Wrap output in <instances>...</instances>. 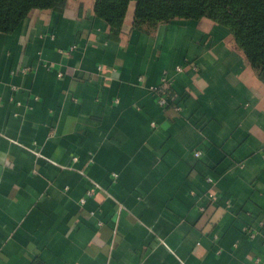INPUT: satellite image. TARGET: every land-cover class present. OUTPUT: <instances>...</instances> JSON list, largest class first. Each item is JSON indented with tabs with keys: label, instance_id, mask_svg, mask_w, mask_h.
<instances>
[{
	"label": "crops",
	"instance_id": "1",
	"mask_svg": "<svg viewBox=\"0 0 264 264\" xmlns=\"http://www.w3.org/2000/svg\"><path fill=\"white\" fill-rule=\"evenodd\" d=\"M134 8L0 32V264H264V83L225 25Z\"/></svg>",
	"mask_w": 264,
	"mask_h": 264
},
{
	"label": "trees",
	"instance_id": "2",
	"mask_svg": "<svg viewBox=\"0 0 264 264\" xmlns=\"http://www.w3.org/2000/svg\"><path fill=\"white\" fill-rule=\"evenodd\" d=\"M62 1L0 0V32H12L30 10L50 9ZM133 1L132 27L136 29L150 31L174 19L208 18L225 25L264 83V0H94V14L118 34Z\"/></svg>",
	"mask_w": 264,
	"mask_h": 264
},
{
	"label": "built area",
	"instance_id": "3",
	"mask_svg": "<svg viewBox=\"0 0 264 264\" xmlns=\"http://www.w3.org/2000/svg\"><path fill=\"white\" fill-rule=\"evenodd\" d=\"M176 71L181 72L183 70V66L182 65H177L176 66ZM166 77V75H165ZM170 83L169 80H167V78L163 79V83L161 86L154 88V91L156 92L157 95V103L161 106H166L168 104L169 101H171L172 103V99L173 96L172 94H170ZM175 109L179 110L180 107H176ZM201 152L199 150L194 152L195 156H200Z\"/></svg>",
	"mask_w": 264,
	"mask_h": 264
}]
</instances>
